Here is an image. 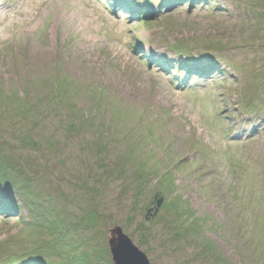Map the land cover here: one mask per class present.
<instances>
[{"label":"rangeland","instance_id":"1","mask_svg":"<svg viewBox=\"0 0 264 264\" xmlns=\"http://www.w3.org/2000/svg\"><path fill=\"white\" fill-rule=\"evenodd\" d=\"M124 3L0 0V264H264V0Z\"/></svg>","mask_w":264,"mask_h":264},{"label":"water","instance_id":"2","mask_svg":"<svg viewBox=\"0 0 264 264\" xmlns=\"http://www.w3.org/2000/svg\"><path fill=\"white\" fill-rule=\"evenodd\" d=\"M108 241L114 264H150L146 255L136 247L130 238L120 228L111 232Z\"/></svg>","mask_w":264,"mask_h":264},{"label":"bare ground","instance_id":"3","mask_svg":"<svg viewBox=\"0 0 264 264\" xmlns=\"http://www.w3.org/2000/svg\"><path fill=\"white\" fill-rule=\"evenodd\" d=\"M99 2H102L103 4L107 3V5H111L112 3H114L115 8H116L115 13L118 15H120L119 10L121 9V5L124 6V0H99ZM110 2H112V3H110ZM105 7H107V6H105ZM113 10H114L113 8H111V9L108 8L109 13H113ZM127 14H128L127 16H129L130 14H132V12L129 10Z\"/></svg>","mask_w":264,"mask_h":264},{"label":"trees","instance_id":"4","mask_svg":"<svg viewBox=\"0 0 264 264\" xmlns=\"http://www.w3.org/2000/svg\"><path fill=\"white\" fill-rule=\"evenodd\" d=\"M201 4H203V3L201 2ZM205 69H206L205 67L202 68V69H200V70L198 71V73H197V76L201 75V73H202ZM207 70H208V71L211 70V72H210V73H207V74H214V73H216V72H212L213 70H216V69H207ZM9 205H10V204H9ZM0 209H2L1 205H0Z\"/></svg>","mask_w":264,"mask_h":264}]
</instances>
